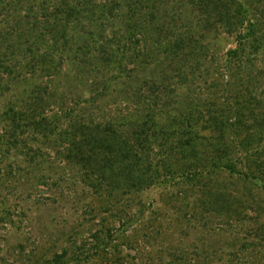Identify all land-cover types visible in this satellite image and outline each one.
<instances>
[{
    "label": "rangeland",
    "instance_id": "1",
    "mask_svg": "<svg viewBox=\"0 0 264 264\" xmlns=\"http://www.w3.org/2000/svg\"><path fill=\"white\" fill-rule=\"evenodd\" d=\"M139 1L156 10L131 14L139 25L135 36L122 41V30L116 29H106V36H87L84 56L72 45L63 53L66 59L58 75L46 79L26 68L22 75H11L10 87L2 91L0 264H54L55 255L63 253L61 264H76V259L80 264H264V217L254 201L242 202L238 218L197 214L196 199L185 184H162L122 196L114 205L112 197L98 195L84 183L80 169L64 161L61 141L35 134L29 119L20 123L19 141L4 134L5 120L10 119L3 106L22 102L27 109L39 97L48 105L49 122L54 125L58 117L60 128L67 125L61 109L74 112L75 120L111 124L121 135L128 132L132 114L154 109L169 128L170 119L182 120L181 114L193 118L198 128L223 117L228 138L264 126V49L250 52L251 45L245 44L242 56L227 61L228 51L239 47L237 36H256L264 46V0L217 1L243 7V25L231 33L214 17L206 21L193 0ZM208 9L216 16L212 6ZM122 13L126 15L125 8ZM121 14L114 19L118 23L125 17ZM25 37L31 46L22 50L24 56L42 55L45 44L53 45L51 36ZM104 37L107 46L125 58V67L97 62ZM188 39L195 42L192 55L197 63L186 48ZM154 58L168 59L155 66ZM201 134L210 135L206 128ZM262 139L258 148L264 146ZM239 168L246 166L242 162ZM208 183H197L196 188ZM226 186L237 195L234 184ZM257 192L254 188L251 195ZM97 232L99 241L107 240V255H95L104 249H93L98 246L93 237Z\"/></svg>",
    "mask_w": 264,
    "mask_h": 264
},
{
    "label": "trees",
    "instance_id": "2",
    "mask_svg": "<svg viewBox=\"0 0 264 264\" xmlns=\"http://www.w3.org/2000/svg\"><path fill=\"white\" fill-rule=\"evenodd\" d=\"M152 1L155 3V0ZM217 1L193 0L192 5L206 21L209 17L215 18L214 21L228 33H231L233 27L238 29L243 25V7H225ZM208 6H212L216 16H211ZM123 8L127 11L126 15L121 14ZM149 9L155 11L156 7L152 5L146 8L139 0H0V99L4 98V88L10 87V76L22 75L23 69L35 71L46 79L58 75L66 59L63 53L66 50L68 52L72 45L78 46L79 55L84 56L85 52L81 49L89 48L87 36H106V29L122 30V41L135 36L139 25L133 21L131 14L140 15ZM119 13L125 17L118 23L114 19ZM116 23L118 26H115ZM21 24H24L23 30L19 28ZM29 35L51 36L53 45L45 44L47 50L42 55L24 56L22 50L25 46L30 50L31 46L26 45L28 40L25 36ZM237 39L239 47L228 51L227 61L242 56L240 49L245 44L251 45L250 52L264 49L263 42L256 36H237ZM100 41L97 62L100 61L102 67H125L122 54L108 47L105 37ZM192 43L195 44L187 40L189 55L195 53ZM192 57L194 63H197L198 57ZM167 59L154 58L152 62L158 66ZM31 101L35 105L27 109V105L22 102L3 106L7 107L4 115L10 119V122L6 119L3 126L7 139L19 141L17 131L20 123L29 119L35 134L53 136L61 141L65 151L64 161L79 168L84 183L98 195L112 197L114 205L117 204L115 200L122 196L140 194L156 185L185 184L196 199L194 209L197 214L206 212L220 218H238L244 208L245 203L242 202L249 200L257 205L258 215L264 217V159L260 156L264 153V146L257 147L264 137L263 124L258 126L259 130H253V134L228 138L224 132L226 124L223 117H213L206 121V126L198 128L191 123L193 118L181 114L179 118L182 117V120L170 119L169 128L160 122L159 113L154 109L140 115L132 114L126 122L130 125L128 132L121 135L113 130L111 124L75 120L74 112H63V109L59 113L64 114L61 117L67 121V125L60 128L58 117L54 119V125L49 122L46 113L48 105L43 97ZM189 113L193 117L192 110ZM205 128L209 136L201 134ZM241 161L246 166L245 170L239 168ZM206 180L209 186L206 183L196 188L197 183ZM228 182L238 188L237 195L226 191ZM254 188L258 192L251 195ZM260 224L264 228V220ZM99 234L97 232L93 236L98 243L93 249H104L95 252V255H107V240L99 241ZM62 255H55L53 263L61 264ZM75 261L76 264L81 263L77 259Z\"/></svg>",
    "mask_w": 264,
    "mask_h": 264
}]
</instances>
